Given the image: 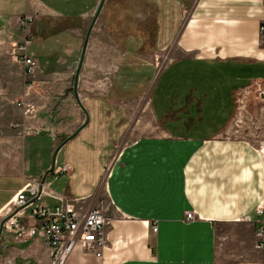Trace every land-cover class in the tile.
<instances>
[{"label": "crops", "instance_id": "obj_1", "mask_svg": "<svg viewBox=\"0 0 264 264\" xmlns=\"http://www.w3.org/2000/svg\"><path fill=\"white\" fill-rule=\"evenodd\" d=\"M100 1L0 0V223L31 180L44 181V192L35 204L13 210L28 224L35 223V206L95 194L132 118L122 98L134 86L125 87V76L140 83L139 93L153 77L152 63L130 62L150 57L141 49L151 40L155 51L172 49L148 104L157 132L125 145L108 170L113 208L102 257L76 245L65 264H264V250L254 247L264 162L248 143L219 138L239 91L264 80V0H132V6L105 0L76 96L71 79ZM125 6L128 14L153 13L152 36L125 22ZM26 16L33 17L29 52L39 64L31 89L24 65L7 55L25 36L19 21ZM14 63L22 82L12 85ZM88 70L95 82L85 81ZM83 82L96 94H85ZM189 211L197 219L186 221ZM50 261L43 238H20L3 227L0 264Z\"/></svg>", "mask_w": 264, "mask_h": 264}, {"label": "built area", "instance_id": "obj_2", "mask_svg": "<svg viewBox=\"0 0 264 264\" xmlns=\"http://www.w3.org/2000/svg\"><path fill=\"white\" fill-rule=\"evenodd\" d=\"M33 17L20 19L19 24L25 33L21 42H14L10 46L11 56L24 65L28 78V89L35 84L39 64L29 47L34 43L29 34V23ZM260 40L264 42V25L260 26ZM169 56V54H167ZM264 95V91L261 92ZM18 105H23L18 102ZM24 106V105H23ZM31 106L25 112L31 111ZM68 165L63 167L64 171ZM109 170V169H108ZM45 182L37 179L29 181L22 187L12 201L4 208L2 218L6 219L3 227L14 232L20 238H43L50 249V264H65L76 245H80L86 252L102 257L107 245V228L111 223L107 209L93 194L84 198L62 197L61 203L54 207L35 206L33 215L35 223L28 224L18 221L13 210L31 206L40 198L45 190ZM256 212L260 217L255 229L254 247L258 251L264 250V205H258ZM194 211L186 213V221L195 220ZM152 231H157V223L151 224Z\"/></svg>", "mask_w": 264, "mask_h": 264}, {"label": "rangeland", "instance_id": "obj_3", "mask_svg": "<svg viewBox=\"0 0 264 264\" xmlns=\"http://www.w3.org/2000/svg\"><path fill=\"white\" fill-rule=\"evenodd\" d=\"M143 1L144 0H142V2ZM125 2H126L125 3L126 6H132L136 4V1H132V0H125ZM126 6H125V10L122 11V15L124 16L126 23H131V24L133 23L134 26L136 25L137 26L140 25L142 27L147 26V28L145 29H142V27H140V29L135 28L136 30H141L146 32L149 31L150 29L152 30L153 28L152 25H154L152 20L153 13L145 15L146 18L145 19L143 17L144 15L142 16L137 15L135 11L134 12L131 11V14H128V10H127L128 7ZM149 33L151 36L153 35V32L151 33L149 31ZM176 42L177 39L175 40V43L173 44L172 48L175 45L177 46ZM171 50L170 48L168 49L164 48L155 51L152 49V42L150 40V42L144 44L141 49V51L146 52V54L151 52L150 57H147L146 59L140 57L139 60L130 61L134 63H138V62L152 63L154 67V74L152 79L148 82L146 89L144 91H141L140 93L138 92V88H137L138 87L137 85H140L138 80H137L138 83H136L134 80H128V77L125 76L126 78L125 87L134 86L133 88L134 91L131 90V92H128L125 95V97L122 98V99H126L124 100V104L126 105V110H130L132 114V118L130 117V122L125 131V134L120 139V141L115 145V150L112 153V155H110L107 166L105 167L106 172H104V175L100 180V184L94 194L97 197V199L101 201L102 204L105 206L107 212L112 211L113 206L110 200L108 199L105 191L106 176L108 174V169L110 168L115 157L118 155L120 150L125 145L131 143L136 138L143 135L153 134L155 131L157 132V130H155L154 128L152 121L149 119L150 111L148 110L149 109L148 104L151 96V91L155 84L157 76L162 71V69L170 63V60L172 59ZM167 54H169V56H167ZM7 55L8 57L9 56L11 57V55L9 54ZM126 63L128 65L130 64L129 61H126ZM127 64H126V68L128 67ZM135 65L136 67L139 68L137 64ZM9 68H12V73H13L10 75V78L8 77L9 84L14 85L21 83L22 79L17 74V66L15 65V63L9 64ZM84 79L85 81H87L88 79L92 82H95L93 81L91 70H88L85 73ZM71 82H72L71 87L73 88L74 87L73 79H71ZM81 88L85 94H96V92L93 89H91L89 86H84V82L83 84H81L80 89ZM77 90L79 92V80H78ZM262 91H264V80L253 81L251 84L243 87L242 91H239L240 93L237 94V103H236L235 112L232 114L231 120L228 122V124L224 128L219 138L225 141L248 143L264 162V95L263 96L261 95Z\"/></svg>", "mask_w": 264, "mask_h": 264}, {"label": "water", "instance_id": "obj_4", "mask_svg": "<svg viewBox=\"0 0 264 264\" xmlns=\"http://www.w3.org/2000/svg\"><path fill=\"white\" fill-rule=\"evenodd\" d=\"M104 1H105V0H101V1H100L99 5H98V7H97V9H96V11H95V13H94L93 19H92V21H91V23H90V25H89V28H88V30H87V32H86V35H85L84 43H83L82 50H81L80 59H79V61H78V65H77V69H76V73H75V78H74V92H75L76 96H78L77 86H78L79 74H80V72H81L82 65H83V61H84V58H85V53H86V49H87V44H88V41H89V37H90L91 31H92V29H93V26H94V24H95V22H96V20H97V17H98V15H99V13H100V11H101V9H102V6H103V4H104ZM87 122H88V117H87L86 121L84 122L83 126H84ZM76 133H78V131L75 132L73 135H75ZM73 135L69 136L66 140L63 141V143H62L59 147H57V149H56V151H55V153H54V155H53L52 166H51L50 169L46 172V175L49 174L50 172H52V171L54 170V167H55V161H56V154H57L59 148H60L64 143H66V141H67L68 139H70ZM46 175H45V176H46ZM45 176H44V179H45ZM44 179H43V180H44ZM5 220H6V219H3V220L1 221V223H0V234H1L2 230H3V225H4Z\"/></svg>", "mask_w": 264, "mask_h": 264}]
</instances>
